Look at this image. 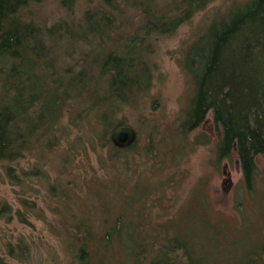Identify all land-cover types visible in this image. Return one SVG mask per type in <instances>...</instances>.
Segmentation results:
<instances>
[{
    "label": "trees",
    "instance_id": "16d2710c",
    "mask_svg": "<svg viewBox=\"0 0 264 264\" xmlns=\"http://www.w3.org/2000/svg\"><path fill=\"white\" fill-rule=\"evenodd\" d=\"M51 1L64 15L39 20L33 8ZM82 1L0 0V181L22 196L17 209L0 200V221L39 220L55 242L20 235L0 264H264V0H226L210 17L184 52L179 117L162 132L149 120L124 149L110 134L145 107L154 39L217 0H100L77 16ZM208 115L211 165L236 155L242 172L235 227L212 218L206 182L176 196Z\"/></svg>",
    "mask_w": 264,
    "mask_h": 264
},
{
    "label": "rangeland",
    "instance_id": "374dc122",
    "mask_svg": "<svg viewBox=\"0 0 264 264\" xmlns=\"http://www.w3.org/2000/svg\"><path fill=\"white\" fill-rule=\"evenodd\" d=\"M89 2L98 4L100 0H83L80 2L77 6L78 8H76L77 16L80 15L82 9ZM225 4L226 0H217L190 21L181 25L172 35L154 39L153 52L151 54V62L154 66L153 81L145 99V107L137 113L130 111L125 113V116L130 119L132 128L140 135L141 143L145 142L146 133L143 134V125L145 123L149 120L152 121L158 126L159 131L162 132L167 125H172L186 106L191 88L182 69L184 52L199 34L200 29L209 21L210 17L217 10L221 11ZM33 11L39 20H45L48 23L51 18L64 15L54 1L35 6ZM215 133L211 116L208 115L202 125L189 136V138H197L199 135L204 134L208 138L209 143L197 147L196 150L188 153L187 157L182 160L179 170L183 174L180 178L181 183L177 187L180 191L176 196L179 199V204L194 185L197 186L200 181L206 182L203 185L214 208L211 214L212 218L220 219L225 224L235 227L237 220L233 212V204L235 194L239 192L241 185H243L242 172L236 155H233L230 160L222 161L218 170L213 168L211 162L216 142ZM89 157L92 165L96 166L95 157L91 152ZM82 161L84 162L85 160L83 159ZM256 163L261 171L264 170L263 158H257ZM29 164H31L29 160L22 161L20 168L27 170ZM93 169L96 170L97 167ZM98 174L100 175V172ZM241 194L243 195V193ZM18 198H22L18 188L8 186V184L0 181V200L6 201L12 208L17 209L19 207ZM245 198L242 199L244 202L246 201ZM247 203L253 209L252 211L257 209L251 201H247ZM247 212L251 211L248 210ZM260 216L264 218V214H260ZM47 217L50 218V215H47ZM29 222L31 227L21 225L16 220L11 223H5V221L1 220L0 249L3 243L10 240L14 241L20 235L25 236L29 240L42 241L46 242L47 245L55 246L54 240L51 239L47 228L42 222L32 218H30Z\"/></svg>",
    "mask_w": 264,
    "mask_h": 264
},
{
    "label": "water",
    "instance_id": "95a60500",
    "mask_svg": "<svg viewBox=\"0 0 264 264\" xmlns=\"http://www.w3.org/2000/svg\"><path fill=\"white\" fill-rule=\"evenodd\" d=\"M137 140V132L129 126L118 127L110 134V142L117 149L128 148Z\"/></svg>",
    "mask_w": 264,
    "mask_h": 264
}]
</instances>
